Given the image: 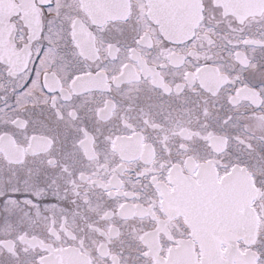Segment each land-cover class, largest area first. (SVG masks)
I'll return each instance as SVG.
<instances>
[{
    "label": "snow or ice",
    "instance_id": "obj_1",
    "mask_svg": "<svg viewBox=\"0 0 264 264\" xmlns=\"http://www.w3.org/2000/svg\"><path fill=\"white\" fill-rule=\"evenodd\" d=\"M0 264H264V0H0Z\"/></svg>",
    "mask_w": 264,
    "mask_h": 264
}]
</instances>
